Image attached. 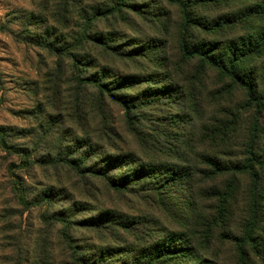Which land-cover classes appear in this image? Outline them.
<instances>
[{
  "label": "rangeland",
  "instance_id": "1",
  "mask_svg": "<svg viewBox=\"0 0 264 264\" xmlns=\"http://www.w3.org/2000/svg\"><path fill=\"white\" fill-rule=\"evenodd\" d=\"M116 2L0 0V127L12 147L5 151L0 146V264H80L61 235L62 227L44 222L43 212L71 221V243L89 263L190 264L178 255L158 263L150 260L155 247L172 237L186 239L193 254L205 262L264 264V253L260 257L251 252L243 263L232 239L242 235L249 219L248 175L210 177L200 155L228 166L242 163L258 118L256 152L263 162L258 221L264 239V106L257 111L245 92L218 70L183 58L178 38L184 23L174 0H130L146 13L131 7L114 11ZM232 2L230 9L224 3L198 9L210 21L232 18V29L223 25L210 33L192 28V36L224 46L228 38L264 27V0ZM65 7L68 17L63 19ZM76 12L81 15L73 16ZM94 35L117 38L114 43L126 54L142 46L144 55L115 54ZM47 42L51 49L45 47ZM70 49L76 59L91 56L92 69L81 61L72 66ZM103 67L108 68L105 81L128 74L141 77L128 83V89L120 87L126 95L164 85L176 86L180 95L151 91L137 100L142 106L126 116L120 105L107 98L102 103L95 88L82 80L98 69L102 73ZM85 141L97 150L83 165L101 166L105 155L118 153L149 165L185 166L191 169V181L174 187L170 197L154 194L139 180L117 191L102 178L53 163L64 158L67 149L82 158L79 151L88 146ZM49 193L53 196L43 202ZM99 214L106 217L100 226L86 222ZM171 244L180 247L184 242Z\"/></svg>",
  "mask_w": 264,
  "mask_h": 264
},
{
  "label": "trees",
  "instance_id": "2",
  "mask_svg": "<svg viewBox=\"0 0 264 264\" xmlns=\"http://www.w3.org/2000/svg\"><path fill=\"white\" fill-rule=\"evenodd\" d=\"M232 1L233 0H174V2H176L180 8L181 21L184 23L183 29L180 32L178 38V44L183 58L191 60L198 59L201 67L218 70L221 75L236 83L239 88L245 92L248 104H250L252 107L255 106V109L259 111L264 106V27L259 30H254L246 35L228 38L224 46H222L218 41L214 40L208 42L197 41V39L192 36L190 32L192 28H202L207 32L215 33V31L223 29V25H226L228 29H232L233 26L229 24V22L234 23L232 18L227 20L228 16L225 19L223 17H219L218 19H212L210 21L207 18H202L198 12V9L201 5L209 3H224L223 6H229L230 9L231 4L233 3ZM121 7H131L133 8L131 10L134 12L138 11L142 13L144 11L141 9V4H132L130 0H117L113 9H115L114 11H119ZM66 9L68 8L65 7L64 9V16L62 15L63 19H65L64 17H68ZM144 12L146 13V11ZM59 15L60 14L58 12V16ZM72 15H81V13L76 12L72 13ZM77 27L79 26L77 25ZM93 37L99 45L104 46L106 49H111L115 54H124L126 56L133 54H138L141 56L144 55V53H142V51H144L142 50V46H138L136 48L132 47L126 54V51L121 49V44L114 43V40H117V38L110 39L106 37V35H94ZM44 45L45 47H49V49L52 48L49 42ZM70 53H72L73 56L72 66L74 65V67H76L77 62L81 61L82 65L84 66L89 64L86 66L87 69H92V66H90V62L93 60L91 56H85L82 54L80 56L81 59H76L75 54L71 49ZM256 62H258V68L255 67ZM96 67H99V65ZM106 70H108V68L103 67L101 73V70L98 69V72L93 74L89 73L87 76L82 78V80L87 81V84H90L95 88L99 98L101 99V102H104L107 98L110 102L120 105L125 110L126 116L134 114L135 109L141 107V103H143H138L137 100L140 98L144 100L146 97H148V94H150L151 91H153L155 95H180L176 86L172 87L167 85L161 86L160 88H157L156 86L152 90H143L141 95H126L120 87L125 86L128 89V83H133L136 80H140L141 77H135L128 74L123 77L116 76L112 80L105 81L106 78L104 76V71ZM253 122L251 136L246 146V159L242 163L239 162L232 164V166H228L227 163H222L213 156L203 153L200 154L201 160L203 159V164H207L208 168H206V171L210 177L231 172L232 175L234 174V177L235 174L246 173L250 179L251 209L249 212V219L247 220V224L243 226L242 235L237 237L234 236L232 238L235 246L240 250L239 256L243 263L245 256L247 257L249 252H251L254 256L260 257L263 256L262 254L264 253V239L260 235L261 227L258 221V215L260 212H262V205L259 201L260 197L258 196V190L260 187L259 170L262 168L263 162L260 161L256 152L258 149V118L255 117ZM85 142L88 146L83 145L82 147H84V149L79 151L82 158L75 157L76 150L69 151L67 149L65 151V157L63 158V155H61L53 163H65L69 167L75 169L78 174H89L91 176L102 178L111 188L117 191L127 189V185H129L131 181L139 180L140 182L146 181V189L153 192L154 194L157 195L163 193L165 194V197H170L174 187H181L191 181V169L186 168L185 166L176 164L168 166L155 163L149 165L143 163L141 160H135L136 158H131L129 155H122L118 153L114 156L105 155L100 160L103 162L100 164L101 166H98L99 164L97 163L83 165L85 162L91 161L93 158H95L94 153L95 150H97L96 146L90 141ZM0 146L5 151H10L12 149V147L8 145L5 132L1 127ZM68 147L69 146H67V148ZM15 152L21 153L18 150H15ZM109 171H113L115 174L109 175ZM228 187L230 190L232 189L230 184ZM51 196H53L51 193L47 195L44 194L42 201H49ZM21 203L27 206L22 196ZM41 218L44 222L49 223L50 225L59 224L62 227L61 235L66 241L68 247L72 250L73 258L77 263L96 264L95 262L89 263L88 261H85L79 256V251L76 249L75 245H72V238L68 235L71 221L55 215H49L46 212L41 214ZM105 220L106 217H104L103 214H99L97 217L89 218L86 222L97 227L100 226ZM172 240L178 242L183 240L184 245L180 247H171ZM160 244V247H155L156 252L153 250V252L150 253V260L154 261L155 263H158L160 259H162V262L170 260L173 256L168 257L169 255H178L180 260L190 262V264H214L213 262L209 261L205 262L198 256H195V254H193V247L191 248L188 246L186 239L184 240L183 238L174 239L172 237H166L164 242ZM246 246H249V251L246 249ZM101 257L102 254H100V258Z\"/></svg>",
  "mask_w": 264,
  "mask_h": 264
}]
</instances>
